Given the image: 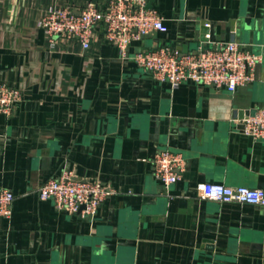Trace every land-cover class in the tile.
Listing matches in <instances>:
<instances>
[{
  "label": "crops",
  "instance_id": "obj_1",
  "mask_svg": "<svg viewBox=\"0 0 264 264\" xmlns=\"http://www.w3.org/2000/svg\"><path fill=\"white\" fill-rule=\"evenodd\" d=\"M89 2L105 0H0V81L22 93L10 115L0 113V187L15 195L11 214L0 215V264H264V207L202 199L196 188L264 190V139L241 124L264 107V0H148L166 30L132 41L129 58L100 25L85 49L63 37L51 45L37 19ZM225 41L262 55L254 80L232 92L173 87L131 59ZM164 148L185 160L168 186L151 164ZM65 171L113 190L95 215L37 197Z\"/></svg>",
  "mask_w": 264,
  "mask_h": 264
},
{
  "label": "built area",
  "instance_id": "obj_2",
  "mask_svg": "<svg viewBox=\"0 0 264 264\" xmlns=\"http://www.w3.org/2000/svg\"><path fill=\"white\" fill-rule=\"evenodd\" d=\"M99 25L103 28L104 38L114 44L125 58H129L127 48L132 41L166 30L162 17L148 6V0H105L101 8L91 2L78 9L53 6L37 19V26L51 45L57 37H63L77 40L84 49L89 46ZM131 59L156 80L173 87L190 81L232 92L254 80L255 68L262 61V55L243 49L235 41H225L186 52L159 46L135 51ZM21 99L20 88L0 81V113L10 115ZM241 124L245 134L254 139H264V107L255 108L241 119ZM151 164L153 176L168 186L180 179L185 160L180 152L164 148L153 154ZM196 188L202 199L264 207V190L261 188L233 187L207 181L198 183ZM112 192L111 188L97 181L77 179L70 171L43 181L36 190L39 199L52 200L56 209L83 217L95 215L100 203ZM14 199L10 189L0 187L1 216L11 214Z\"/></svg>",
  "mask_w": 264,
  "mask_h": 264
},
{
  "label": "water",
  "instance_id": "obj_3",
  "mask_svg": "<svg viewBox=\"0 0 264 264\" xmlns=\"http://www.w3.org/2000/svg\"><path fill=\"white\" fill-rule=\"evenodd\" d=\"M149 6V5H148ZM181 48V47H180ZM182 48H184V46H182ZM184 51V49H182ZM252 113V111H249L247 114ZM247 116V115H246Z\"/></svg>",
  "mask_w": 264,
  "mask_h": 264
}]
</instances>
